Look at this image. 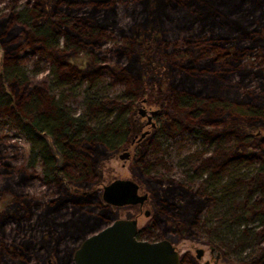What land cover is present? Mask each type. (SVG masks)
I'll return each instance as SVG.
<instances>
[{
    "label": "trees",
    "instance_id": "trees-1",
    "mask_svg": "<svg viewBox=\"0 0 264 264\" xmlns=\"http://www.w3.org/2000/svg\"><path fill=\"white\" fill-rule=\"evenodd\" d=\"M28 1L31 8L8 5L0 13V122L17 131L27 147V160L13 169L0 149V198L12 197L0 213V227L8 221L32 222L35 233L26 237L20 258L30 251L42 262L71 264L73 245L116 218L90 188L98 160L128 145L131 115L143 99L157 107L155 131L164 147L187 131L212 148L209 156L187 170L158 173L157 163L144 162L154 154L153 140L135 143L132 163L151 193V241L201 234L208 242L200 215L216 182L239 159L257 158L251 162L256 164L247 179L245 199L264 193V136L249 129L264 126V82L257 90L246 80L253 75L260 79L264 67L258 66L259 60L256 68L244 64L238 81L228 76L238 69V51L255 49L259 57L260 49L264 55L259 29L264 26V0ZM252 24L258 27L251 30ZM196 26L199 32L208 27L217 36L199 44L184 36ZM112 34L108 49L116 56L115 63L104 68L126 85L125 90L119 97L84 98L75 114V96L65 88L75 79L88 81V89L96 88L102 67L92 64L82 70L66 57L87 47L101 49ZM28 50L51 60L44 81H32L19 63ZM226 57L230 64H220ZM204 58H210L214 67H205ZM38 174L52 188L46 198L25 192ZM246 208L253 212L244 231L252 232L257 241L243 264H259L264 261V246L259 244L264 226L262 221H251L259 213ZM258 226L263 229L254 231ZM180 264L201 263L186 254Z\"/></svg>",
    "mask_w": 264,
    "mask_h": 264
},
{
    "label": "rangeland",
    "instance_id": "rangeland-1",
    "mask_svg": "<svg viewBox=\"0 0 264 264\" xmlns=\"http://www.w3.org/2000/svg\"><path fill=\"white\" fill-rule=\"evenodd\" d=\"M33 1L34 0H32V2ZM8 5L15 8L26 5L31 8L32 4L28 0H0V13H3V11L8 8ZM118 8L119 10L121 9L119 6ZM120 11L122 12V9ZM54 17L57 16L54 15ZM192 26L195 25L193 24ZM257 27L258 24H252L249 26L251 30ZM259 29L261 30L260 35H264V26L260 25ZM199 30L198 26L188 29L184 36L191 37L199 44L208 42L210 39L213 40L212 38H215L218 33L210 30L208 27L204 31L199 32ZM224 31L227 32V30ZM113 37L114 34L110 36V40L104 44L101 49L87 47L66 57L67 62L77 64L78 67L82 68V70L91 67L92 64L93 67H97L99 65L102 67L100 70L101 83L96 88L88 89V81L77 79L73 80L70 85L65 88L69 89L71 96H75V105L72 106L73 113H80V105L84 98H91L95 96L119 97L123 94L126 85L118 80L115 81L114 77L109 76L104 68L107 64L113 65V63H115L116 56L112 50L108 49L113 44ZM58 42L60 47L62 44L61 39H58ZM257 52L260 55L259 57L256 56L255 49H250L247 52L238 51V58L240 60H238L239 62L236 64L239 70H234L236 72L230 73L228 76L233 81H238L240 78V75L238 76V74L244 71V64H247V66L252 65V67L256 68L257 66L255 64L258 63L259 60L260 63L258 66L264 67V62H262L264 61V55H262V51L260 49H258ZM211 55V53L208 54L209 57ZM2 56L3 49L0 47V62L2 60ZM45 57V55L42 56L39 53H32L30 50L24 51L22 56H20L19 63L24 65L28 76H30L34 82L44 81L46 75H48L51 60ZM97 59L98 61L95 62ZM203 60L205 67H214L210 58H204ZM229 62V58L226 57L225 59L223 58V61H221L220 64H230ZM98 68H95L94 70ZM246 80L249 82V88L259 90L261 89V86L257 85L261 81L264 82V76L257 79V76L253 75L246 78ZM245 85H247V83H245ZM140 107H144L148 112L156 110L157 108L156 106L147 103L145 99L136 104L131 115L132 133L130 139L135 136L138 140L141 133L149 130V133L143 139L153 140L152 148H154V154L150 157L147 156L144 162H147L148 159H150L151 161L157 163L155 171L161 173L179 171L180 169L187 170L190 167L195 166V163L201 158L209 156L212 148L207 147V144L203 142V139L194 138L187 131L180 132L174 139H172L169 147H164L163 144H160L161 138L160 135L156 133L155 128L147 125V117H143L139 114L138 108ZM151 121L155 123L154 117L151 118ZM249 129L252 132L258 133V135L264 136V126ZM219 131L220 128H218L217 132ZM47 143L49 144L55 157L59 160V154L52 139L47 137ZM129 143L115 152L102 156L98 160L97 176L90 189L92 191H96L101 199L102 186L110 183L114 179H131L135 181L139 186L138 193H147L149 195L147 201L143 204L142 211L139 210L138 205H124L119 207L109 206L117 218L137 217L138 228L141 230L146 227L149 220L153 216V207L150 189L139 177L132 163V155L135 144L130 146ZM125 147L129 148L131 158L123 160L119 158L118 154L122 152ZM1 148L2 153L7 156V163H10V167L12 169L18 167L27 160V147L23 144V140L20 138L17 131L9 127L7 123L3 122H0V149ZM242 159L233 162L231 168H227V172L224 173V176L216 182L217 188L214 190L213 194H210L212 199H209L207 206L200 215V220L203 224L201 232H203L209 241L205 242L201 234L190 238L182 236L165 237L176 247L181 257L188 254L196 259L195 255L197 253L195 254V251L197 248H201L204 249L205 253L201 259H196L201 264H205L207 260L210 261L209 264H214V260L218 255V264H243L245 257L251 253L257 239L255 240L252 232L250 234V231H244L248 221L247 219L251 215V212H253H250L246 207L252 208L254 211L259 213V215L251 221H262V226H264V193L255 192L251 195V197H249V199H245L247 196L246 187L249 184L247 179L250 178L253 166L256 164L251 162L257 160V158H251L252 160L247 158ZM0 164L1 167L2 163L0 162ZM39 175L40 174L36 175L30 184H28L26 189H24L31 197L46 198L52 193V188L45 185L41 181V177ZM212 183L213 182L211 181L210 184L213 185ZM11 198L12 197L10 195H4L0 198V213L6 209V207H9ZM146 209L150 210V214L148 216L144 215ZM32 226V222L21 221L19 225H16L15 222L8 221L5 222L3 227H0V264H12L13 262L17 263L19 260L25 262L24 264H49L48 262H42L41 258L36 256L35 252L29 251L25 257H19V249L25 251V248L23 247L25 244L23 242L26 237L35 233L34 230H32ZM262 226H258L254 231L263 229ZM140 237L145 239L147 236L143 234L141 235L140 233ZM152 239L153 237H151V240ZM259 244L260 246H264V240ZM77 246L78 244L73 245L74 249ZM210 247L213 248L212 256L209 251ZM15 253H18V256ZM198 257H200V255ZM259 264H264V261Z\"/></svg>",
    "mask_w": 264,
    "mask_h": 264
},
{
    "label": "water",
    "instance_id": "water-1",
    "mask_svg": "<svg viewBox=\"0 0 264 264\" xmlns=\"http://www.w3.org/2000/svg\"><path fill=\"white\" fill-rule=\"evenodd\" d=\"M139 114L150 123L155 110L144 107ZM144 136V133L141 135ZM129 151L119 155L128 159ZM148 194L138 193V184L131 179H114L102 186L101 199L110 206L142 204ZM146 215L148 212L146 211ZM136 218H116L101 230L87 236L73 251L74 264H180V254L170 240L140 241ZM197 257L202 249L197 248Z\"/></svg>",
    "mask_w": 264,
    "mask_h": 264
},
{
    "label": "flooded vegetation",
    "instance_id": "flooded-vegetation-1",
    "mask_svg": "<svg viewBox=\"0 0 264 264\" xmlns=\"http://www.w3.org/2000/svg\"><path fill=\"white\" fill-rule=\"evenodd\" d=\"M139 109V108H138ZM139 112V111H138ZM150 112V111H149ZM152 117H154V115L152 116ZM147 125L148 126H150V127H154V128H156L155 126V123L153 122V121H150V123H147ZM144 133V136H141L142 134ZM143 133H141V135H140V137L138 138V140H137V137H135V136H133V138L132 139H130V146H132L133 144H135V143H137V142H139V141H141V140H144L143 138L149 133V130H146V131H144ZM146 140V139H145ZM124 150H126V151H129V153L131 154V152H130V150H129V148L128 147H125V148H123V150H122V152H120L119 154H118V156L119 155H121L123 152H124ZM129 159L131 158V155H130V157H128ZM135 182V181H134ZM138 191H139V186H138ZM145 194V193H144ZM147 194V193H146ZM149 196V195H148ZM147 199H148V197H147ZM147 199L145 200V201H147ZM145 201L142 203V204H135V205H138L139 206V210L140 211H142V207H143V204L145 203ZM146 211L148 212V214L146 215L145 213H146ZM150 214V210L149 209H146L145 210V212H144V215L145 216H148ZM117 218V217H116ZM115 218V219H116ZM152 218V217H151ZM114 219V220H115ZM136 219H137V217H136ZM113 220V221H114ZM151 220V219H150ZM150 220H149V222H148V224L146 225V227H144L143 229H141V230H139V228H138V232H137V239L138 240H140V241H149V242H151V231H152V229H149V226H150ZM112 221V222H113ZM109 225V224H108ZM137 225H138V219H137ZM107 226V225H106ZM104 228V227H103ZM101 230V229H100ZM99 231V230H98ZM97 232V231H96ZM95 233V232H94ZM140 233H141V235L143 234V235H146L147 233L149 234H147L146 236L147 237H145V239H142L141 237H140ZM93 234V233H92ZM89 235H91V234H89ZM89 235H87V236H89ZM86 236V237H87ZM85 237V238H86ZM168 237V236H167ZM84 238V239H85ZM83 239V240H84ZM158 239H160V240H158ZM158 239H156V240H154V241H161V240H164V239H167V238H165V237H163V238H158ZM82 241V240H81ZM80 241V242H81ZM79 242V243H80ZM78 243V244H79ZM76 249V248H75ZM75 249H73L72 250V252H71V264H74V262H73V258H72V255H73V251L75 250ZM209 251H210V255L212 256V253H213V248L212 247H210L209 248ZM197 252L195 251V254H196ZM204 253H205V251H204V249H202V253H201V255H200V257H197V254L195 255V257H196V259H201V257H203V255H204ZM188 255V254H187ZM189 256V255H188ZM219 256V255H218ZM216 257L215 258V260H214V264H218V260H219V257ZM191 257V256H190ZM181 256H180V260H181ZM191 258H193V257H191ZM194 259V258H193ZM195 259V260H196ZM197 261V260H196ZM49 264H52L50 261L48 262ZM210 263V261L209 260H207L206 262H205V264H209Z\"/></svg>",
    "mask_w": 264,
    "mask_h": 264
}]
</instances>
